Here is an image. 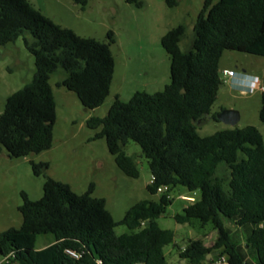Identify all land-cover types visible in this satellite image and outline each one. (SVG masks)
<instances>
[{"label":"trees","instance_id":"1","mask_svg":"<svg viewBox=\"0 0 264 264\" xmlns=\"http://www.w3.org/2000/svg\"><path fill=\"white\" fill-rule=\"evenodd\" d=\"M85 9L88 0H75ZM176 6V0H166ZM142 7L139 0H127ZM186 27L179 25L161 39L170 56L171 82L155 93L137 91L127 101L119 97L107 116L91 117L87 126L100 130L117 166L138 178L137 161L126 154L130 141L141 147L152 180L148 191L157 201L143 200L116 221L95 185L77 194L72 187L47 175L48 162L31 161L36 176H44V195L32 201L22 193L23 223L0 233V261L7 264H168L165 247L175 241L172 230L157 219L171 204L170 191L182 186L201 196L174 217L178 224L198 219L211 222L217 233L212 247L189 240L178 253L185 264H210L224 256L229 264H264V137L258 128H228L202 137L198 128L211 117L224 82L220 60L226 50L264 57V0H205L194 25L191 50L180 43ZM23 38L34 56L31 83L12 94L0 116V151L23 158L48 151L54 143L56 99L51 79L74 92L87 110L101 107L110 95L116 70L113 31L106 41L78 36L36 9L29 0H0V45ZM264 124V86L259 114ZM217 121V117H214ZM233 223L235 230L228 227ZM124 225L129 234L117 235ZM52 235L43 249L39 236ZM81 255L79 259L67 253ZM241 250V251H240ZM242 252V253H241ZM209 256H212L209 258Z\"/></svg>","mask_w":264,"mask_h":264},{"label":"rangeland","instance_id":"2","mask_svg":"<svg viewBox=\"0 0 264 264\" xmlns=\"http://www.w3.org/2000/svg\"><path fill=\"white\" fill-rule=\"evenodd\" d=\"M139 1L142 7L127 0H88L84 9L83 4L75 0H29L45 16L73 30L80 37L106 41L107 33L113 31L117 38L112 46L116 70L109 97L95 110H86L74 92L57 86L66 75L63 69L52 76L51 85L57 104L53 147L23 158H10L6 150L0 151V233L21 228L23 219L19 207L24 202L23 192L32 201H39L44 195L46 178L34 174L31 161L48 162L50 168L47 175L69 184L77 194L87 192L94 184L93 195L106 200L107 208L116 221L122 220L138 202L157 201L160 194L166 192L163 190L152 195L148 191L152 175L148 160L142 155L138 144L130 141L126 148V154L137 161L140 170L138 178H131L117 166L106 140L93 139L100 130L87 126L91 117L107 116L117 96L127 102L137 91L155 93L170 84V56L161 44L162 37L170 30L184 25L186 35L180 47L184 52L191 50L194 25L205 0H176V6H170L166 0ZM224 70L236 73L246 71L251 75V84L260 85V89L233 87L231 78L224 75ZM35 73V58L27 50L23 38L6 46L0 45V116L8 98L31 83ZM220 73L224 84L212 107V119L198 128L199 135L205 137L232 128L214 117L225 110H234L240 114L236 127L254 126L264 137V124L259 117L264 86V57L226 50L220 60ZM169 195L172 202L157 223L160 228L175 233L174 243L165 247L164 253L169 264H180L178 247L185 248L189 240L198 239L212 247L217 233L211 222L204 224L193 219L189 224H178L174 219L176 215L183 214L184 208L191 202L182 196L199 199L200 191L190 192L178 186ZM228 227L231 231L235 230L233 223H229ZM115 232L123 235L131 231L120 225ZM52 240V235L39 236L35 248L41 249Z\"/></svg>","mask_w":264,"mask_h":264},{"label":"built area","instance_id":"3","mask_svg":"<svg viewBox=\"0 0 264 264\" xmlns=\"http://www.w3.org/2000/svg\"><path fill=\"white\" fill-rule=\"evenodd\" d=\"M224 75L228 76L230 78H235L237 73L234 72V71L226 70V71H224ZM258 89H260V85L258 86ZM262 90H263V88H262ZM164 190H166V189H164ZM162 191H163V189H159L158 192H162ZM182 198L187 200V201H191V202L195 200V198H193V197L182 196ZM67 253L70 254L72 257H74L76 259H79L81 257L80 254H78L76 252H73L71 250H67ZM8 262H9V256L1 259L0 264H7ZM210 264H229V262H228L226 257L222 256V257L218 258L217 260L213 261Z\"/></svg>","mask_w":264,"mask_h":264},{"label":"water","instance_id":"4","mask_svg":"<svg viewBox=\"0 0 264 264\" xmlns=\"http://www.w3.org/2000/svg\"><path fill=\"white\" fill-rule=\"evenodd\" d=\"M217 119L224 124L234 128L240 121V114L234 110H225L218 115ZM211 257L212 256H209V258Z\"/></svg>","mask_w":264,"mask_h":264},{"label":"crops","instance_id":"5","mask_svg":"<svg viewBox=\"0 0 264 264\" xmlns=\"http://www.w3.org/2000/svg\"><path fill=\"white\" fill-rule=\"evenodd\" d=\"M226 71V70H224ZM231 71V70H230ZM245 75L247 76H251L249 75L246 71H244L243 73H237L236 77L235 78H231L230 79V83L233 87L239 89L241 88V85H244L246 79H245ZM258 79V78H257ZM259 81V80H258ZM257 85L255 84L253 88H255ZM258 88V87H256ZM243 89V88H242ZM118 97V96H117ZM186 197V196H185ZM51 243V242H50ZM50 243H48L47 245H45L44 247H42L41 249L45 248L46 246H48ZM207 246V245H206ZM184 248V247H182ZM179 255V253H178ZM178 260H179V263L180 264H185V262L183 260L180 259V256H178ZM248 262H250V264H254L253 262H251L249 259H248ZM173 263V262H172ZM169 264V263H168Z\"/></svg>","mask_w":264,"mask_h":264},{"label":"clouds","instance_id":"6","mask_svg":"<svg viewBox=\"0 0 264 264\" xmlns=\"http://www.w3.org/2000/svg\"><path fill=\"white\" fill-rule=\"evenodd\" d=\"M249 77L250 76L245 75L246 81H245L244 85H241V88H243V89H253L254 85L251 84L252 81L249 79ZM257 86H259V85H257Z\"/></svg>","mask_w":264,"mask_h":264}]
</instances>
